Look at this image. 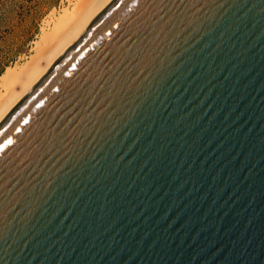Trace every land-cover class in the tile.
<instances>
[{
  "label": "water",
  "instance_id": "1",
  "mask_svg": "<svg viewBox=\"0 0 264 264\" xmlns=\"http://www.w3.org/2000/svg\"><path fill=\"white\" fill-rule=\"evenodd\" d=\"M0 264H264V0H112L0 122Z\"/></svg>",
  "mask_w": 264,
  "mask_h": 264
},
{
  "label": "bare ground",
  "instance_id": "2",
  "mask_svg": "<svg viewBox=\"0 0 264 264\" xmlns=\"http://www.w3.org/2000/svg\"><path fill=\"white\" fill-rule=\"evenodd\" d=\"M111 1L67 0L68 6L48 19L40 41L35 43V55L0 78V122Z\"/></svg>",
  "mask_w": 264,
  "mask_h": 264
},
{
  "label": "rangeland",
  "instance_id": "3",
  "mask_svg": "<svg viewBox=\"0 0 264 264\" xmlns=\"http://www.w3.org/2000/svg\"><path fill=\"white\" fill-rule=\"evenodd\" d=\"M67 6V0H0V78L35 55L46 23Z\"/></svg>",
  "mask_w": 264,
  "mask_h": 264
}]
</instances>
